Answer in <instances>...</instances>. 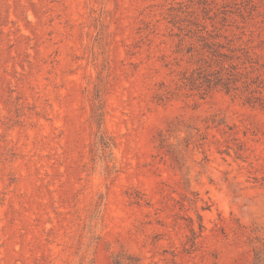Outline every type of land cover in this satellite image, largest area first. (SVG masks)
<instances>
[{"label":"rangeland","instance_id":"obj_1","mask_svg":"<svg viewBox=\"0 0 264 264\" xmlns=\"http://www.w3.org/2000/svg\"><path fill=\"white\" fill-rule=\"evenodd\" d=\"M0 264H264V0H0Z\"/></svg>","mask_w":264,"mask_h":264},{"label":"trees","instance_id":"obj_2","mask_svg":"<svg viewBox=\"0 0 264 264\" xmlns=\"http://www.w3.org/2000/svg\"><path fill=\"white\" fill-rule=\"evenodd\" d=\"M207 44H208V47H209L210 46L209 43H207ZM214 44H218V43H214ZM210 48H211V46H210ZM201 68H204V67H201ZM201 68H197V70H198V73H200L202 75V76H199V77L200 78L203 77L205 82H207L206 83L207 92L210 91V90H213L215 87L220 86L221 84L226 89V91H230L229 82L226 81L227 79L224 77V75H222V74L214 75V72L210 71L208 68H204V69H201ZM191 75H193V74H191ZM193 77L189 78V80L197 81L199 79L195 75Z\"/></svg>","mask_w":264,"mask_h":264}]
</instances>
